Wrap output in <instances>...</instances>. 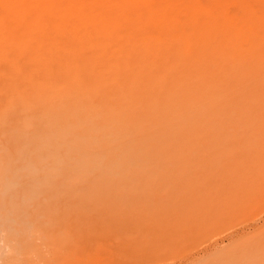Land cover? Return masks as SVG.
<instances>
[{"label":"bare ground","instance_id":"6f19581e","mask_svg":"<svg viewBox=\"0 0 264 264\" xmlns=\"http://www.w3.org/2000/svg\"><path fill=\"white\" fill-rule=\"evenodd\" d=\"M261 8L264 0H0V228L41 227L51 212L32 203L98 195L72 186L133 184L128 167L150 162L134 153L187 134L193 101H217L215 58L261 37L251 26Z\"/></svg>","mask_w":264,"mask_h":264},{"label":"rangeland","instance_id":"374dc122","mask_svg":"<svg viewBox=\"0 0 264 264\" xmlns=\"http://www.w3.org/2000/svg\"><path fill=\"white\" fill-rule=\"evenodd\" d=\"M261 16L258 23L247 24H257L261 37L246 36L239 44L242 52L216 56L214 83L220 96L193 101L192 126L181 123L189 134L157 138L165 144L162 150L134 153L150 162L132 163V173L124 169L134 176L133 184L72 186L100 192L32 203L30 208L48 209L51 215L41 218V227L30 222L31 230L25 227L21 236L1 227L0 264H264L259 263L264 257V132L254 131L264 120L259 111L251 114L256 107L264 116ZM254 45L257 53L251 52ZM245 119L252 130L243 125ZM137 176L144 178L137 181ZM215 203L216 213L211 209Z\"/></svg>","mask_w":264,"mask_h":264}]
</instances>
